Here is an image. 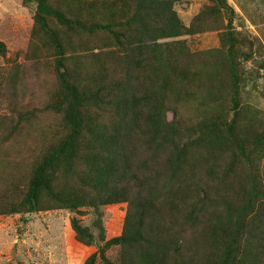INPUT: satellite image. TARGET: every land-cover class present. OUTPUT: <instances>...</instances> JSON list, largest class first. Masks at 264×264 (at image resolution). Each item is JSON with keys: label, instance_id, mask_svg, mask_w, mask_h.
I'll return each mask as SVG.
<instances>
[{"label": "rangeland", "instance_id": "1", "mask_svg": "<svg viewBox=\"0 0 264 264\" xmlns=\"http://www.w3.org/2000/svg\"><path fill=\"white\" fill-rule=\"evenodd\" d=\"M87 262L264 264V0H0V264Z\"/></svg>", "mask_w": 264, "mask_h": 264}, {"label": "trees", "instance_id": "2", "mask_svg": "<svg viewBox=\"0 0 264 264\" xmlns=\"http://www.w3.org/2000/svg\"><path fill=\"white\" fill-rule=\"evenodd\" d=\"M223 2V1H222ZM37 22L42 21V18L40 16L37 15L36 17ZM60 78H61V83H62V88L66 93V96L69 99V106L73 111H76L78 109V107L80 106V94L78 92V90L72 85L70 84L67 75L65 72H61L60 73ZM63 153V150L61 148H59L57 151H52V153L46 155V157L43 158V160L41 161V163L39 164V166L36 168L35 172H34V177L30 183L29 186V190L27 192V196L24 200V202L22 203L26 211H33V210H39L41 208H48L47 206L43 205L40 196H41V191L43 189V187H46L49 185L50 182V169L52 168V165L54 163V160L60 156V154ZM106 167H103V170H105ZM52 176V175H51ZM95 179V178H94ZM93 179V180H94ZM100 178H97L94 183H95V187H97V184L100 183ZM51 196V200L53 203H58V202H63L62 204L64 205L65 202L62 201V199L64 200V198H60L56 193H50ZM117 194V193H116ZM119 197L113 198V196H106L105 200H117ZM70 202V201H69ZM70 207H75L73 204L69 205ZM72 226L74 228V230L77 232V234H83L84 229H81L80 226H78L74 220H72ZM134 232L136 233L135 230L131 229L130 227H128L127 225H125V230L122 233V235L120 237H115L109 241H106L105 246H109L110 244L113 243H119L125 246H128V243H130V241H136V237H133L132 234H134ZM86 264H89V262H87Z\"/></svg>", "mask_w": 264, "mask_h": 264}]
</instances>
